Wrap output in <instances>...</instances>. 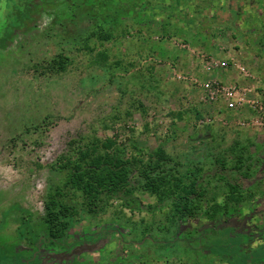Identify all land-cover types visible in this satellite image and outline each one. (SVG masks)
<instances>
[{"label": "rangeland", "instance_id": "rangeland-1", "mask_svg": "<svg viewBox=\"0 0 264 264\" xmlns=\"http://www.w3.org/2000/svg\"><path fill=\"white\" fill-rule=\"evenodd\" d=\"M0 20V197L39 217L41 234L45 196L64 182L57 159L70 152V141L91 137L114 139L145 162L160 147L184 164L180 171L194 164L216 171L221 156L228 170L238 144L235 153L250 157L238 179L240 202L225 209L224 182L207 176L197 221L181 224L206 225L202 213L213 198L221 207L216 219L253 203L264 222V0H0ZM101 32L111 38L101 40ZM58 57L62 71L52 66ZM208 82L236 94L210 100ZM227 170L234 182L238 175ZM133 197L130 207L110 199L103 212L76 217L66 237L96 241L119 231L129 244L113 236L54 261L211 264L173 239L170 205L156 206V197L138 189ZM20 218L9 216L8 238Z\"/></svg>", "mask_w": 264, "mask_h": 264}, {"label": "trees", "instance_id": "trees-1", "mask_svg": "<svg viewBox=\"0 0 264 264\" xmlns=\"http://www.w3.org/2000/svg\"><path fill=\"white\" fill-rule=\"evenodd\" d=\"M101 40H109L111 34L102 33ZM107 59L103 53H98L96 60L103 63ZM54 69H65V59L58 57L53 61ZM68 152L61 155L54 169L64 172V182L50 188L43 201L41 223L44 232L49 236L47 240L59 249L71 253L76 245H85V242H74L65 246L64 239L73 228L76 217L82 214L97 215L105 210L110 199L122 201L123 206L130 207L136 189L157 198L156 206L170 205L178 220L192 218L202 209L208 186L205 177L223 181L228 190V201L225 209L240 202L238 193L240 177H245L244 166L250 157L244 158L243 149L236 154L238 144L231 147L230 154H234L233 167L225 168L227 163L221 156L216 160V171H206L198 164L187 171H180L183 163L170 157L168 153L158 147L151 151L145 162L140 154L127 155L125 147L116 143L114 139L100 140L96 137L85 140L70 141ZM71 149V150H70ZM133 152L137 147L132 146ZM136 177L132 178L134 170ZM238 175L234 182L227 179L225 171ZM245 170V171H244ZM210 174V175H209ZM205 183V184H204ZM209 204L206 215L214 218L221 211L214 198ZM78 201V202H77ZM231 204V205H229ZM224 212V211H223ZM225 244V242H222Z\"/></svg>", "mask_w": 264, "mask_h": 264}, {"label": "flooded vegetation", "instance_id": "flooded-vegetation-1", "mask_svg": "<svg viewBox=\"0 0 264 264\" xmlns=\"http://www.w3.org/2000/svg\"><path fill=\"white\" fill-rule=\"evenodd\" d=\"M2 29L3 24L0 20V34ZM3 196L0 197V264L6 261H10V264H65V262L57 263L54 259L61 254L70 253L52 245L51 241L47 240L49 236L45 232L40 233L39 217L35 219L34 214L24 210L18 204L6 205ZM257 207L258 205L252 203L245 212L236 215L230 210L224 212L217 219V215L212 218L211 215H206L204 210L202 216L207 218L206 225H203L201 229L194 225L184 228L181 224L182 220H178L173 239L182 242L193 253L199 251L201 255H198L208 257L211 264H264V252L262 250L264 246V222ZM18 214H21V218L20 223L14 229V238H8L6 228L11 223L10 220L8 223V218ZM197 218L198 215H195L188 220L197 221ZM111 233L109 236L103 234L96 241L76 237L68 242L65 238L63 244L70 246L77 241L86 243L85 245H76L73 248L74 251L76 248L92 246L99 241H108L110 238L113 239V236L119 238L121 244H129V242L123 241L119 231H111ZM144 240L152 245H164L165 243L163 239L159 241L152 237H144ZM136 244L139 245L140 243ZM198 264L201 263L198 262Z\"/></svg>", "mask_w": 264, "mask_h": 264}, {"label": "built area", "instance_id": "built-area-1", "mask_svg": "<svg viewBox=\"0 0 264 264\" xmlns=\"http://www.w3.org/2000/svg\"><path fill=\"white\" fill-rule=\"evenodd\" d=\"M224 65V64H223ZM205 91L207 92V97L210 99V100H215L217 96H224L226 97L227 99H231L233 98V96L236 94L234 92V89H225L223 87H221L220 85H218L217 83H206L203 85ZM243 99H238L236 101V103L238 105H240L242 103ZM230 107L233 106V104H230L229 105ZM257 106H255L256 108Z\"/></svg>", "mask_w": 264, "mask_h": 264}, {"label": "crops", "instance_id": "crops-1", "mask_svg": "<svg viewBox=\"0 0 264 264\" xmlns=\"http://www.w3.org/2000/svg\"><path fill=\"white\" fill-rule=\"evenodd\" d=\"M232 12H237V11H239V9H235V10H233L232 8L230 9Z\"/></svg>", "mask_w": 264, "mask_h": 264}]
</instances>
